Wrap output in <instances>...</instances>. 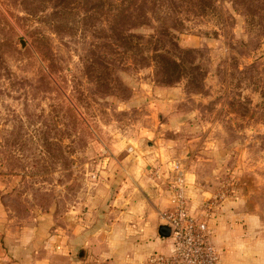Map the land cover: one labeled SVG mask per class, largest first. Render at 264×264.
I'll use <instances>...</instances> for the list:
<instances>
[{
  "label": "rangeland",
  "instance_id": "rangeland-1",
  "mask_svg": "<svg viewBox=\"0 0 264 264\" xmlns=\"http://www.w3.org/2000/svg\"><path fill=\"white\" fill-rule=\"evenodd\" d=\"M165 2L172 11L141 32L160 30V20L184 23L178 46L162 47L181 65L170 77L152 55L110 38L107 8L53 36L44 58L16 23L21 9L0 0L16 32L0 30V259L24 229H38L39 245L20 253L67 262L50 248L57 230L86 232L93 209L138 193L139 179L167 190L177 163L209 228L231 212L242 225L217 235L232 245L227 264H264V11L254 22L244 10L264 0H214L206 13L194 10L197 0ZM76 248L64 257L87 264L86 242Z\"/></svg>",
  "mask_w": 264,
  "mask_h": 264
},
{
  "label": "crops",
  "instance_id": "crops-1",
  "mask_svg": "<svg viewBox=\"0 0 264 264\" xmlns=\"http://www.w3.org/2000/svg\"><path fill=\"white\" fill-rule=\"evenodd\" d=\"M166 180L169 181L171 178L168 177ZM134 183L138 187L136 189L138 193L129 191L127 194H121L120 192L110 203L93 209L97 220L86 232L73 227L70 235L67 236L68 231L64 228L57 230L54 238L49 242L50 248L54 253L61 254L62 261L67 262L57 261L54 262L55 264H72L73 259L68 261L64 257L65 252L78 250L76 246L84 241L88 250L87 264H148L150 254L171 251L172 240L158 236V227L162 224L159 213L171 210L169 193L151 178H142ZM193 192L194 181L187 178V195L191 211L199 216L204 205L201 204V198L192 196ZM224 210L227 212L230 209L225 207ZM241 227V224L236 223L232 212L212 221L209 236L220 252V264H227L232 259L229 254L232 245L217 236L218 233L226 235L229 232H240ZM41 237L42 234L38 229L33 233L24 229L17 239L8 243L11 256L0 259V264H45L44 261L35 259L33 254L20 253L22 249L29 252L30 245H39ZM11 258L17 259V262Z\"/></svg>",
  "mask_w": 264,
  "mask_h": 264
},
{
  "label": "trees",
  "instance_id": "trees-1",
  "mask_svg": "<svg viewBox=\"0 0 264 264\" xmlns=\"http://www.w3.org/2000/svg\"><path fill=\"white\" fill-rule=\"evenodd\" d=\"M1 1L7 2L10 9H21L25 16L17 15L16 23L33 41L38 53L44 58L49 57L51 53L54 54L53 36L62 38L71 35L75 20L87 25L94 14L98 15V9L107 8L110 11L108 13L111 24L108 29L110 38L120 39L122 48L128 52L139 50L143 57L146 54L152 55L148 59L158 68V74L166 75L165 77H170L171 70L176 73L181 66L171 57L169 51L162 47H165L166 43L178 46L177 34L181 33L180 28L184 27L182 21L170 25L167 24V20H160V30L158 28L150 35L141 32L142 29L152 26L154 16H167L172 11L165 0H22L20 8L15 6L13 0ZM214 3V0H197L194 10L206 13L209 9H215ZM244 10L248 11V15L256 22L255 13L264 11V8L251 3ZM258 18L264 21V15L259 14ZM259 25L264 26L260 23ZM0 30H5L12 36L16 34L14 26L1 11ZM84 31L92 30L90 28Z\"/></svg>",
  "mask_w": 264,
  "mask_h": 264
},
{
  "label": "built area",
  "instance_id": "built-area-1",
  "mask_svg": "<svg viewBox=\"0 0 264 264\" xmlns=\"http://www.w3.org/2000/svg\"><path fill=\"white\" fill-rule=\"evenodd\" d=\"M173 165L175 182H170L167 189L171 210L161 213L164 224L174 228L171 251L152 254L148 264H220V253L210 240L207 221L191 211L187 176L177 163Z\"/></svg>",
  "mask_w": 264,
  "mask_h": 264
},
{
  "label": "water",
  "instance_id": "water-1",
  "mask_svg": "<svg viewBox=\"0 0 264 264\" xmlns=\"http://www.w3.org/2000/svg\"><path fill=\"white\" fill-rule=\"evenodd\" d=\"M26 46L25 42H22ZM174 233V228L171 225L163 224L159 226V235L164 239H170Z\"/></svg>",
  "mask_w": 264,
  "mask_h": 264
}]
</instances>
